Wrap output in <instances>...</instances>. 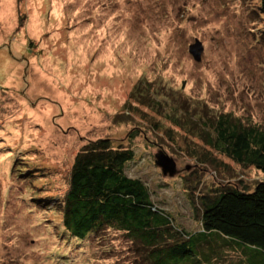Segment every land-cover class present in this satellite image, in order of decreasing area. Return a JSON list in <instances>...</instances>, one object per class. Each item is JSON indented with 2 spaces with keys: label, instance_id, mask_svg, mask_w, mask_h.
Listing matches in <instances>:
<instances>
[{
  "label": "rangeland",
  "instance_id": "1",
  "mask_svg": "<svg viewBox=\"0 0 264 264\" xmlns=\"http://www.w3.org/2000/svg\"><path fill=\"white\" fill-rule=\"evenodd\" d=\"M257 4L0 0V264H130L128 243L113 231L91 244L89 254L86 245L55 233L57 216L48 209L65 191L71 160L87 141L129 146L133 159L125 175L141 181L153 205L187 233L198 223L185 184L197 176L206 184L261 180L253 169L231 179L201 167L179 140L161 134L158 142L148 121L166 127L161 115L183 104L191 114L230 113L264 127V21ZM194 41L202 48L199 62L187 53ZM146 101L160 105L139 104ZM134 131L140 132L129 143ZM159 151L173 160V176L155 167ZM25 162L41 172L16 176L13 169ZM37 197L50 206L32 202ZM218 250L214 263H237L238 252Z\"/></svg>",
  "mask_w": 264,
  "mask_h": 264
},
{
  "label": "trees",
  "instance_id": "2",
  "mask_svg": "<svg viewBox=\"0 0 264 264\" xmlns=\"http://www.w3.org/2000/svg\"><path fill=\"white\" fill-rule=\"evenodd\" d=\"M256 12L264 21V0H258ZM154 102L139 104L160 105ZM182 105L167 107L161 115L166 127L148 118L158 142L163 137L173 144L179 140L189 159L231 179L253 169L261 180L250 186L241 179L206 184L197 176L185 184L198 223L197 231L187 233L153 205L141 181L125 175V165L133 159L129 146L106 138L87 141L74 154L65 191L53 205L43 197L32 199L35 204L48 203L46 208L50 206L48 210L57 216V236L82 248L86 245L89 254L91 244L99 243L105 231H113L128 243L130 264H216L214 256L223 247L239 253L234 264H264V127L244 124L230 113L191 114ZM138 132L127 136L129 143ZM27 162L13 169L16 176L33 178L41 172L36 163Z\"/></svg>",
  "mask_w": 264,
  "mask_h": 264
},
{
  "label": "water",
  "instance_id": "3",
  "mask_svg": "<svg viewBox=\"0 0 264 264\" xmlns=\"http://www.w3.org/2000/svg\"><path fill=\"white\" fill-rule=\"evenodd\" d=\"M202 52L201 45L194 41L192 45L188 46L187 53L191 56L194 62H199ZM155 167L160 170L162 176L171 177L175 173V164L171 158L162 152H157L153 157Z\"/></svg>",
  "mask_w": 264,
  "mask_h": 264
}]
</instances>
